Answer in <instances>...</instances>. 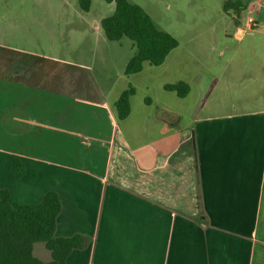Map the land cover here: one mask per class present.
Here are the masks:
<instances>
[{
  "label": "crops",
  "instance_id": "1",
  "mask_svg": "<svg viewBox=\"0 0 264 264\" xmlns=\"http://www.w3.org/2000/svg\"><path fill=\"white\" fill-rule=\"evenodd\" d=\"M221 1L244 6L238 17L222 10L237 40L254 27L247 17L264 14V0ZM220 46L219 58L230 65L236 49ZM178 81L189 87L185 99L192 82ZM31 113L22 111L20 134L0 138V188L10 191L13 208L58 194L55 235L90 239L70 253L69 264H264V108H218L172 133L156 113L161 134L147 142L138 140L148 131L146 118L132 119L131 108L121 120L125 133L111 115L100 129L75 123L65 130L55 122L46 135ZM100 137L104 159L92 158ZM11 154L25 166L18 180L8 176Z\"/></svg>",
  "mask_w": 264,
  "mask_h": 264
},
{
  "label": "rangeland",
  "instance_id": "2",
  "mask_svg": "<svg viewBox=\"0 0 264 264\" xmlns=\"http://www.w3.org/2000/svg\"><path fill=\"white\" fill-rule=\"evenodd\" d=\"M128 1L174 37L178 46L160 66L143 63L140 72L126 76L125 64L135 52L132 42L108 41L100 27L113 4L91 0L89 11L83 12L78 0H0V138L6 139L9 130L21 133L25 107L35 121L43 120L46 135L55 122L65 130L75 123L100 129L111 115L125 133L127 121L117 119L114 103L129 87L135 91L130 98L132 119L146 118L148 128L140 142L161 134L156 113L174 126L172 133L190 129L195 119L218 108H264V52L260 50L264 14H252L255 26L237 40L221 0ZM222 44L236 49L227 66V57L219 58ZM177 80L192 82V92L185 99L163 89ZM195 82L202 88L201 95ZM103 140L100 137L97 146L90 148L95 150L92 158L104 159L97 154ZM68 141L84 152L78 141V146ZM33 255L43 262L50 260L41 243L34 244Z\"/></svg>",
  "mask_w": 264,
  "mask_h": 264
},
{
  "label": "trees",
  "instance_id": "3",
  "mask_svg": "<svg viewBox=\"0 0 264 264\" xmlns=\"http://www.w3.org/2000/svg\"><path fill=\"white\" fill-rule=\"evenodd\" d=\"M113 4L111 14L100 20V27L108 41L119 42L127 38L135 52L124 67V75H132L142 70L143 63L160 66L178 43L169 33L158 29L150 17L137 5L128 0H103ZM83 12H88L91 0H78ZM244 6L240 2L225 1L222 10L238 17ZM163 89L184 98L189 87L178 81L165 84ZM135 91L129 87L114 103L116 117L124 120L130 113V98ZM196 162V154H195ZM8 176L20 179L25 166L19 156L11 154L7 165ZM10 191L0 188V264H69L68 258L74 250H84L90 239L81 234L69 237L55 235L57 218L62 210L58 194L50 190L38 203L11 207ZM41 243L49 252L50 260L43 262L33 255L34 244Z\"/></svg>",
  "mask_w": 264,
  "mask_h": 264
},
{
  "label": "built area",
  "instance_id": "4",
  "mask_svg": "<svg viewBox=\"0 0 264 264\" xmlns=\"http://www.w3.org/2000/svg\"><path fill=\"white\" fill-rule=\"evenodd\" d=\"M246 24L249 28H252L253 26H255V21L252 17H247Z\"/></svg>",
  "mask_w": 264,
  "mask_h": 264
}]
</instances>
